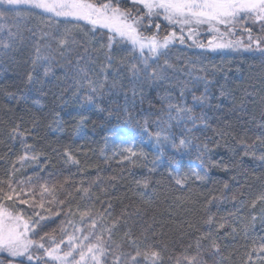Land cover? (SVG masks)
I'll list each match as a JSON object with an SVG mask.
<instances>
[{
  "label": "trees",
  "instance_id": "obj_1",
  "mask_svg": "<svg viewBox=\"0 0 264 264\" xmlns=\"http://www.w3.org/2000/svg\"><path fill=\"white\" fill-rule=\"evenodd\" d=\"M89 1L112 3L133 17L145 16L144 36L157 33V23L159 38L171 31L180 34L159 19H152L149 29L145 10L127 0ZM0 26V38L8 30L17 34L14 48L7 54L0 50V188L10 192L9 183L17 191L23 188L27 195L22 193V198L29 205L19 204L15 197L0 203L13 212L23 209L26 218L47 217L32 239L54 247L50 239L54 237L64 253L70 248L69 227L80 228L89 237L87 244L104 247L100 264H132L137 250L158 251L157 264H176L177 258L198 251L205 264H264V200L260 199L264 161L255 158L264 154V56L260 52L213 53L186 37L184 44L177 39L158 59H149L151 67L140 74L133 96L129 68L132 64L143 68L142 58L117 39L109 49L108 33L92 34L80 23L55 22L34 10L14 13L4 6ZM246 27L252 39H260L264 46V29L255 20L238 22L234 37H249ZM208 34L202 39L204 45ZM61 40L66 41L64 46ZM38 46L47 62L37 59ZM109 55L111 66L105 73L101 68ZM153 70L166 78L149 81L147 74ZM197 77L209 81L204 103L194 100L205 94L204 82H196ZM88 80L94 82L95 93ZM222 90L226 95L221 96ZM89 94L99 108L87 104ZM169 104L191 108L198 118L195 126L171 121L176 143L186 137L192 141L191 149L177 152L170 142L156 147L151 140L139 145L129 161L104 157L107 138L122 128L149 137L144 131L147 121L148 132L155 133V121L167 120ZM24 156L27 159L21 161ZM158 157L167 165L177 161L181 174H189L190 164L200 165L202 159L208 177L204 182L192 178L181 188L169 176L168 166L150 171ZM145 178L147 189L137 184ZM41 185L54 193L41 196ZM84 188L89 189L87 194ZM213 240L220 245L217 256L210 255ZM36 254L42 257L39 264H54L45 260L43 250ZM9 259L0 253V264H8ZM137 259L139 264H151L143 256Z\"/></svg>",
  "mask_w": 264,
  "mask_h": 264
},
{
  "label": "snow or ice",
  "instance_id": "obj_2",
  "mask_svg": "<svg viewBox=\"0 0 264 264\" xmlns=\"http://www.w3.org/2000/svg\"><path fill=\"white\" fill-rule=\"evenodd\" d=\"M133 4L141 5L145 10L146 17L149 20L147 27L150 29L152 24L153 17H162L163 20H166L169 25L179 27L180 34L177 35L176 31H171L163 38H159L158 31L161 27L159 23L155 25L157 33L151 36H144L141 31V26L143 25L145 16L137 15L132 16L131 12L122 10L119 6H113L112 3H104L101 5H96L89 0H0V3L8 4L11 6H25L28 9L39 10L40 13L45 14L51 20L52 18H63L65 21H85L95 28L99 26L101 28H107L110 33L114 35H109L108 37V48L111 49L114 42H116L117 37L120 40H126L131 43L133 50L139 51L140 57L142 58L139 63L143 64V68L139 67L138 64H132L129 68L131 73L130 83L132 84L133 96L136 95V85L140 81V74L147 73V70L151 65L148 63L149 59L156 58L158 59L160 55L164 54V50L168 49L169 46L174 43L175 40H179L181 44L185 43V29H187V39L193 40L195 31L200 26H207L210 32L218 33L220 36H226L233 33L235 25L240 21L255 20L260 22L261 28L264 29V0H131ZM223 25L225 28L224 32L220 31V26ZM245 31L249 33V40L251 43L244 45L245 51H253L252 43L256 44V51H259L262 56H264V46L261 45L260 39L253 40L251 35V29L245 28ZM0 31H3V26H0ZM15 33L11 30H8L7 35L3 38H0V50H3L5 54L9 49H12L17 44V38ZM35 36V33H33ZM45 36L47 33L44 34ZM61 46L66 44L65 40H61ZM193 43L196 44L199 48L208 47L212 51L223 50L227 48L236 49L240 47V41H227V42H215V40H210L208 45L202 43H197L193 40ZM37 59L48 61L47 56H40L39 46L36 49ZM147 51V55L145 54ZM108 63L102 66L101 71L107 72V68L111 66L112 57L108 56ZM170 67V65H169ZM49 69L46 68L45 75ZM81 72L84 69H80ZM86 78V76H85ZM161 72L153 70L151 73L147 74V79L152 80H162L165 79ZM29 80H32L31 74H29ZM203 81L205 85V94H202L200 97H194L195 101L204 103L206 99L207 87L209 81L204 80L203 77H197L196 82ZM94 82L88 80V85L91 88V92L95 93L96 88L93 86ZM103 86V85H101ZM113 87L116 86V82H113ZM143 85L141 84V88ZM223 88V86H222ZM183 95V90L181 92ZM226 95L222 90L221 96ZM87 104L89 106H96L99 108V105L95 104V97L89 94L86 98ZM175 112L176 115L172 113ZM167 120L160 118L155 121L157 126V131L155 133L148 132L147 121L145 122L144 131L148 134L150 139L154 142V146L162 147L164 144L171 143L172 147L180 152L182 149L193 147L192 141L186 137L181 138L179 144L176 143L174 134L170 131L171 121L177 120L190 122L195 126V122L198 119L192 114L191 108L181 107L174 104L168 105V114ZM203 121V117H200ZM84 123L83 118L77 122L76 130L79 131ZM193 129H187L190 133ZM15 131V130H14ZM248 147V146H246ZM197 151H200L199 145H195ZM124 151L130 153L132 156L137 155L132 148H126ZM204 152H207V146L205 145ZM245 154H248L247 152ZM65 155H68L65 153ZM69 160H72V157L68 156ZM261 161H264V154L259 157H255ZM27 156L21 157V161H25ZM32 159H37L33 156ZM124 159H129L128 156H125ZM73 163L76 161L73 160ZM155 164V162H154ZM203 170V175L201 171H192L191 175L181 174L177 161H169V176L172 177L176 185H179L181 188L186 187L188 182L195 177L196 180L203 181L207 175V168L204 167V161L201 159V163L198 166ZM150 171H155V167L150 169ZM174 173V175H173ZM31 178H29L28 183H31ZM137 184L144 189L149 187L147 178L143 182L137 181ZM227 187V185H225ZM10 192H5L3 188H0V200H9L12 201L15 199L19 200L21 205H29L27 199L22 198V193L24 189L21 188L20 191H17L13 187L12 183L8 184ZM83 192L87 194L89 192L88 188H84ZM45 193L52 195L54 193L53 189H49L46 185H41V193L43 196ZM32 195L35 196L36 193L32 192ZM235 199V198H234ZM260 199L264 200V196H261ZM41 207L43 205L41 204ZM109 207H111L109 205ZM139 212V209H137ZM107 213V209H105ZM101 219H103L104 213L100 214ZM47 217L39 216V219H33L31 216L25 217L24 210L13 212L9 208L0 203V253H6L8 264H33V261L36 264H39L42 257L34 256V249H42L44 254L53 261H59L61 264H71L69 257L73 256V250L77 247L73 241L75 237H69V251L64 252L63 255H59L60 245L55 243V238L52 239L54 247H46L43 242H37L31 237L36 234L40 222L46 220ZM255 219V217H253ZM69 223H71L69 221ZM208 223H212V218L209 217ZM97 224L93 222V228ZM219 228H224V224H220ZM80 231V229H76ZM45 237H41L43 241ZM85 240H88L89 237L85 236ZM99 240V238H98ZM134 242V241H133ZM63 243V241H61ZM202 245L200 241H197V248L200 249ZM261 251L264 252V243L261 244ZM88 253L91 254V259L95 264H100V258L104 255V247L102 244L97 243L95 245H89ZM220 254V245L217 244L214 240L211 244L210 255L217 256ZM143 256L145 260L151 261V264H157L160 260V253L158 251L146 250L141 253L137 250L134 256H131L132 264H139L138 257ZM81 260H84L85 253L80 252ZM119 259V258H117ZM205 264V258L203 253L198 251L194 256H185L183 258H177L176 264ZM46 264V262H45Z\"/></svg>",
  "mask_w": 264,
  "mask_h": 264
},
{
  "label": "rangeland",
  "instance_id": "obj_3",
  "mask_svg": "<svg viewBox=\"0 0 264 264\" xmlns=\"http://www.w3.org/2000/svg\"><path fill=\"white\" fill-rule=\"evenodd\" d=\"M127 1L131 2V0H127ZM1 6L9 8L14 13H20V12H22L24 10H29V11H33L34 10V11L39 12V10L28 9L25 6L17 7V6H11V5H8V4L0 3V7ZM139 6H141V5H139ZM52 19H54L55 22H68V21H65L63 18H52ZM152 19H159V20H161L163 22L168 23L166 20H163L162 17H153ZM70 23H80V24L86 26L89 29L90 33H92V34L101 32V33H108L109 35H114V33H110L107 28H101L99 26H96L95 28H93V26L91 24H89V23H87L85 21H78V22L77 21H71ZM235 27H236V25H235ZM176 28L178 29V32H180L179 27H176ZM223 30H225V28H224L223 25H221L220 26V31L224 32ZM208 33H213V35H210ZM206 34L209 35V36H207L208 38L206 39V41H207L206 45H208V42L210 40H215V42H227V41L235 42V41H240V44H241V46L237 47L236 49L227 48V49L216 50V51H212L211 49L206 47V49L209 50L210 52H213V53H224V54L230 53V52L231 53H235V52H240V53L241 52H243V53L251 52V51H245L244 47H243L244 45H248L249 43H251V41L249 40L248 36H237V37H234L233 33H231L229 35H226V36H220V34H218V33L210 32L206 25L205 26H200L199 28L196 29L195 35L193 36V40H195L197 43H201L202 39L205 38ZM101 35H103V34H101ZM184 35L187 38V35H188L187 29H185ZM117 40L121 41L122 43L128 45L130 48L133 49V47H132L130 42H128L126 40H120L119 37H117ZM187 40L191 44H194L193 40H189V39H187ZM194 45H196V44H194ZM252 48H253L254 52H259V51L255 50L256 49V44L255 43H252ZM150 142H151V139L149 137H147L145 135H142L141 133H138V132L133 131L131 129L122 128V129L119 130V133H117L115 135H112L109 138H107L106 147L104 149V154L103 155L106 158H110V159H113V160H116V161H119V162L129 161L131 159L132 155L130 153L124 151V149L130 147L135 152L139 145H141L142 143L150 144ZM125 156H128L129 159H127V160L124 159ZM154 162H155V164H154ZM154 162H153V168L155 167L156 170L166 169V166H168L167 167L168 172L170 171L169 165H167L161 157L156 158ZM198 166H199V164H196V163L190 164L189 175H191L192 171H201V174L203 175V170L200 169ZM173 175H174V173H173ZM207 177H208V175H206V177H205V179L203 181L196 180L195 177H192V178L195 179L198 182H204L207 179ZM78 229H80V228H78ZM69 230H70V237H75V240L73 241V243H75L77 245V247L73 250V256L69 257V260L71 261V264H95V262L91 259V254L88 253V247L91 244H87L88 240L84 239L85 236H88L87 233L86 232L84 233L82 231V229H80V231H76V228H74V227H71V228L69 227L68 232H69ZM38 250H42V249H37V250L34 249L33 250L34 256L37 255L36 251H38ZM67 251H69V248H68ZM81 251H83L85 253L84 260H81V258H80V252ZM1 254L7 255L6 253H1ZM63 254H64L63 252H59V255H63ZM44 257H45V260H47L48 262L50 261V262H52L54 264H61V262H59V261L50 260L45 254H44ZM35 263L36 262L33 261V264H35Z\"/></svg>",
  "mask_w": 264,
  "mask_h": 264
}]
</instances>
